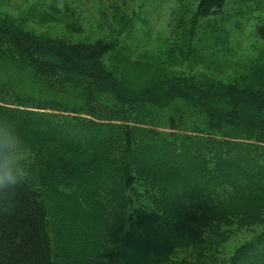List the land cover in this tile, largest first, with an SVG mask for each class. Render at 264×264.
I'll list each match as a JSON object with an SVG mask.
<instances>
[{"label":"trees","instance_id":"1","mask_svg":"<svg viewBox=\"0 0 264 264\" xmlns=\"http://www.w3.org/2000/svg\"><path fill=\"white\" fill-rule=\"evenodd\" d=\"M118 43L0 14V264H264V70L204 86Z\"/></svg>","mask_w":264,"mask_h":264},{"label":"rangeland","instance_id":"2","mask_svg":"<svg viewBox=\"0 0 264 264\" xmlns=\"http://www.w3.org/2000/svg\"><path fill=\"white\" fill-rule=\"evenodd\" d=\"M199 2L0 0V14L56 39H117L119 49L132 60L194 78L204 86L208 81L235 84L264 70V40L258 34L264 0H228L219 13L195 19ZM125 17H132L127 27ZM122 25L126 29L119 34ZM144 153L154 163L156 153Z\"/></svg>","mask_w":264,"mask_h":264},{"label":"clouds","instance_id":"3","mask_svg":"<svg viewBox=\"0 0 264 264\" xmlns=\"http://www.w3.org/2000/svg\"><path fill=\"white\" fill-rule=\"evenodd\" d=\"M4 139L0 140V150L4 147H13L17 143V138L8 134L7 132L3 133ZM18 156L12 154L7 160L0 163V183L6 180L7 184L15 188L22 180V171L23 169L15 166Z\"/></svg>","mask_w":264,"mask_h":264}]
</instances>
